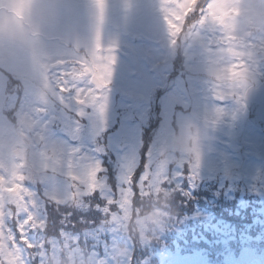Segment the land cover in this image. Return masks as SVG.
Listing matches in <instances>:
<instances>
[{
  "label": "rangeland",
  "instance_id": "374dc122",
  "mask_svg": "<svg viewBox=\"0 0 264 264\" xmlns=\"http://www.w3.org/2000/svg\"><path fill=\"white\" fill-rule=\"evenodd\" d=\"M171 2L105 0L101 21L93 0H0V170L7 178L16 165L25 163V172L32 173L25 187L37 194L38 210L34 215L45 225L43 229L27 232V239L36 245L35 249L19 245L22 264L61 263L64 256L61 246L65 242L68 245L83 230L77 229L74 234L61 230L59 238L49 237L51 249H47L46 233L58 232L56 225L61 221L72 226L74 222L68 219L72 216L65 215L70 210L62 211V219H52L49 210L73 204L80 209L92 208L89 216L100 221L103 218L102 223L108 225L94 226L92 232L96 234L91 236L92 242L107 233L112 236L110 244H104L103 252L82 242L83 248L78 247L75 255L70 254V264L132 263V250L119 246L125 238L120 235L119 224L129 231V225L124 226L123 221L129 224L135 219L134 207L148 208L151 202L166 197L164 184L145 192L142 201L137 197L134 207L130 199L126 200L127 208L113 223L104 211L109 207L107 199L111 198L108 192L98 190L77 202L69 199L74 183L70 176L84 177L97 164L103 169L98 180L117 197L129 177L138 185L142 177H155L163 166V173L169 177L167 184L176 188V211L188 202L203 200L222 214L219 207L227 209V202L237 201L234 193L243 190V195L245 192L250 195L240 197L241 208L250 206L248 209L252 208L253 213L264 214V161L255 159L262 151L264 132L248 122L244 99L224 106L213 99L231 92L243 98L248 88L256 87L264 77V40H257L247 31L238 34L241 0L229 3L233 39L227 46L219 44L223 35L219 26L191 27L196 22L195 13L188 17L181 33L174 24L177 17L169 7ZM40 5L56 13L55 21L52 18L45 21L37 15ZM188 6L191 8L192 4ZM173 29L177 33L175 40L170 34ZM249 42L254 47H249ZM110 48L112 52L108 51ZM77 49L82 50L81 54H92L94 67L108 55L115 57L110 65L103 121L95 108L76 104L74 94H65L63 102L59 93H47V102L39 98L41 85L37 79L43 75L45 66ZM242 57L246 62L236 70V62ZM37 108L44 109L43 113L38 114ZM217 109L223 111L219 118ZM80 112L84 115H79ZM36 137L41 140L39 144L34 142ZM196 193L204 196L198 199ZM168 195L172 196L170 192ZM93 196H99L100 200L88 203L86 199ZM111 208L116 211L115 206ZM227 216L234 218L235 214ZM236 218L247 221L243 215L237 214ZM145 219L144 224L140 220L137 224L145 232L148 246L154 242L148 236L150 232V236L164 240L167 232L186 223L182 221L166 231L164 218L157 213ZM78 220L83 221L79 216ZM151 222L160 232L152 231L155 227H149ZM6 227L19 239L15 223L8 220ZM254 253L249 252V256L234 264H264V257ZM10 264H15V259ZM169 264L205 262L200 255L173 256Z\"/></svg>",
  "mask_w": 264,
  "mask_h": 264
},
{
  "label": "snow or ice",
  "instance_id": "6c2138e0",
  "mask_svg": "<svg viewBox=\"0 0 264 264\" xmlns=\"http://www.w3.org/2000/svg\"><path fill=\"white\" fill-rule=\"evenodd\" d=\"M93 3L97 9L98 17L102 21L105 11V0H93ZM229 3L230 0H172L169 7L172 8L175 17H177L174 20V24L180 27L181 33L185 31L188 17L198 11L200 18L191 27L194 29L205 24L219 26L223 32L219 44L227 46L228 42L233 39L230 34L231 24L229 20L232 12L229 9ZM189 4H192L191 8H189ZM179 5H183V8L179 7ZM37 15L45 21H48L49 18L55 21L56 18V13L43 5L38 6ZM180 19L183 20V26H180ZM170 34L175 40L177 33L174 29ZM249 47H254V45L249 42ZM108 51L112 52L113 50L110 48ZM81 52L82 50L77 49L75 52L68 54L66 58L57 59L52 64L45 66L43 75L37 79L41 85L39 98L41 101L47 102V93H52L53 95L59 93L61 102H63L65 94H74L76 104L82 107L95 108L99 119L103 121L107 108L105 92L111 77L110 65L114 63L115 57L108 55L106 59L97 61L96 64L99 66L94 67L92 54L89 52L81 54ZM100 55L104 56L103 51H101ZM245 62L244 57L237 61L236 70H239L240 64ZM85 69H88V71L85 72ZM216 99L225 100L228 98L220 96ZM234 99H236L237 103H241L244 98ZM35 111L40 114L43 113L44 109L37 108ZM79 115L82 116L84 113L80 112ZM222 115V109H217L216 116L219 118ZM198 166L199 163H197L196 167ZM25 167V163L21 161L8 174L7 178H5L3 171L0 170V205H3L2 209H0L2 211V215H0V264H10L12 259H15V264H22L23 257L19 245L23 244L29 250L36 247L27 239L28 230L34 231L45 227L44 223L38 222L34 215L38 210L37 194L25 187V182L30 179L32 174L25 172ZM162 168L163 166H161V171L155 177L152 175L142 177L138 185L129 177L126 186L121 187L117 197L113 190L107 189L98 180V175L103 169L97 164L84 177L70 176L74 183L69 199L77 202L81 197H90L98 190L108 192L111 198L107 199L109 207H106L104 211L106 215L111 217V222L114 223L123 215L124 210L127 208L126 200L130 199L134 207L137 197L142 201L144 200L145 192H151L157 186L162 187L163 184L168 182L169 177L163 173ZM56 202L59 203V201ZM111 206L116 207L115 212L112 211ZM8 220L16 224L19 239L13 235L11 228L6 227V221ZM40 247H43V244Z\"/></svg>",
  "mask_w": 264,
  "mask_h": 264
},
{
  "label": "trees",
  "instance_id": "16d2710c",
  "mask_svg": "<svg viewBox=\"0 0 264 264\" xmlns=\"http://www.w3.org/2000/svg\"><path fill=\"white\" fill-rule=\"evenodd\" d=\"M195 14H198V12ZM109 153L112 154L111 152ZM111 158L112 157H109L107 159ZM230 187V185H226L225 188L230 189ZM164 188L163 190L165 191H163V194L166 197H161L158 202H151L148 208L146 206L145 208L143 206H137L134 208L135 215L133 214V217L136 216L135 219L129 224L123 221L124 226L129 225V231H127L129 233L126 232V228L124 230V227L119 224L121 228L120 235L125 237L124 241H120L121 237L119 238V244L121 243L119 246L124 249L132 250L133 258L131 264H169L173 256L185 258V256L192 257L194 255H200L205 264H234L235 261L243 260L244 257L249 256V252H255L257 255L264 257V214L259 211L253 213L252 208L248 209L250 206H247L246 209L241 208L239 200H241L240 197L243 195V190L240 192L237 191L236 193L233 192L237 201L231 203L227 202V209H221L217 206L221 210L220 212H222V214H219L216 209L206 205L203 200H198L194 202V204L188 202L184 207H180V209L176 211V198H174L176 197L174 196L176 195V188L169 186L167 183L164 184ZM212 189L216 190V188L213 187ZM168 192H170L172 196H167ZM202 193L206 195V193ZM203 194L196 193V196H198V199H202L200 196H204ZM248 195H250V193L245 192L243 197L245 196V198H247L249 197ZM86 200H88V203H91L96 200L99 201L100 198L99 196L95 198L93 196L92 199L89 198ZM244 200L249 204L248 199ZM104 208L105 207H101V209ZM64 210H70L65 212V215L67 218L72 216L68 219L74 220L73 226L64 223V221L59 222L56 225L58 232L46 233V248L51 249V242H48L49 237L55 236L59 238L61 236V230L71 231L73 234L77 229L83 231L79 236L80 238L78 236L74 239L71 238L68 245L65 242V244L61 246L64 256L60 264H65V262H69L70 264L68 260H72L70 254L75 255L78 251V247H82V242H88L89 248L101 249V251L105 243L110 244L112 235L108 233L106 236H102L101 240L92 242L91 236H94L95 233L92 232L94 231V226L100 225L104 228L108 226L102 223L103 218L100 221L99 218H92L89 216V213L93 211L92 208L87 209L86 207V209H80L75 204L71 207L60 206L49 210V215H51L52 219H62L61 215ZM153 213H157L164 218L166 231L176 224H180L182 221H186V223L182 228H178L171 233L167 232V237L164 240L156 239L153 235L150 236V234H152L150 232L148 236L154 239V242L152 246H148L144 238L145 232L139 229L137 221L140 220L142 221L141 224H144L145 218L151 216ZM227 213L235 214V217L230 218L227 216ZM237 214L246 216L245 220L247 221L240 219L243 221L241 222L238 220L236 218ZM78 216L82 217V222L79 220L76 221ZM137 217L139 218L136 219ZM95 220H97V222H95ZM51 223L56 224V221H52ZM155 225L154 222L149 223V227H155L152 229L153 232H160L156 229ZM133 226H135L134 229L132 228ZM98 233H100V231H98ZM38 238L39 237H37L36 240H38ZM125 239L128 241H125ZM96 243H98V245H96ZM66 245L67 247H65ZM71 247L73 248L71 249ZM84 249L85 252L88 250L87 245ZM65 257L67 258L65 259ZM74 259H76V257ZM254 260H256V257L249 262H253ZM43 264H52V262H45Z\"/></svg>",
  "mask_w": 264,
  "mask_h": 264
},
{
  "label": "clouds",
  "instance_id": "9594fccd",
  "mask_svg": "<svg viewBox=\"0 0 264 264\" xmlns=\"http://www.w3.org/2000/svg\"><path fill=\"white\" fill-rule=\"evenodd\" d=\"M239 7L238 34L247 31L257 40H264V0H241Z\"/></svg>",
  "mask_w": 264,
  "mask_h": 264
},
{
  "label": "water",
  "instance_id": "95a60500",
  "mask_svg": "<svg viewBox=\"0 0 264 264\" xmlns=\"http://www.w3.org/2000/svg\"><path fill=\"white\" fill-rule=\"evenodd\" d=\"M173 85V82L171 83ZM248 107L250 109V120L257 126L264 128V85L260 88H251L246 95ZM36 143H40L38 137ZM261 152L255 155V158L264 161V145L261 146ZM18 152V151H17Z\"/></svg>",
  "mask_w": 264,
  "mask_h": 264
},
{
  "label": "flooded vegetation",
  "instance_id": "af4514ba",
  "mask_svg": "<svg viewBox=\"0 0 264 264\" xmlns=\"http://www.w3.org/2000/svg\"><path fill=\"white\" fill-rule=\"evenodd\" d=\"M252 37V36H251ZM250 37V38H251ZM249 38V39H250ZM248 39V40H249ZM264 82V77L263 78H261V80H259V82L255 85L256 87H258V86H260L262 83ZM245 87H246V85H245ZM246 92V91H245ZM245 92H244V94H243V98H244V102H245ZM224 96L225 97H227L228 99H225V100H218V99H216L217 97H214L213 99H214V101L217 103V104H219V105H221V106H224V105H226V104H234V102H236V99H234V98H237L236 97V95L233 93V92H231L230 94H224ZM242 96V95H241ZM251 123V122H250ZM251 125H252V123H251ZM259 129V128H258ZM259 130H263V132H264V129H259ZM249 153V152H248ZM250 154V153H249Z\"/></svg>",
  "mask_w": 264,
  "mask_h": 264
},
{
  "label": "bare ground",
  "instance_id": "6f19581e",
  "mask_svg": "<svg viewBox=\"0 0 264 264\" xmlns=\"http://www.w3.org/2000/svg\"><path fill=\"white\" fill-rule=\"evenodd\" d=\"M108 171V170H107Z\"/></svg>",
  "mask_w": 264,
  "mask_h": 264
}]
</instances>
